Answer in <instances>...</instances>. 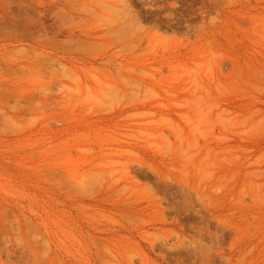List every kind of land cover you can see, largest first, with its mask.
Masks as SVG:
<instances>
[{"label":"rangeland","instance_id":"1","mask_svg":"<svg viewBox=\"0 0 264 264\" xmlns=\"http://www.w3.org/2000/svg\"><path fill=\"white\" fill-rule=\"evenodd\" d=\"M0 264H264V0H0Z\"/></svg>","mask_w":264,"mask_h":264}]
</instances>
